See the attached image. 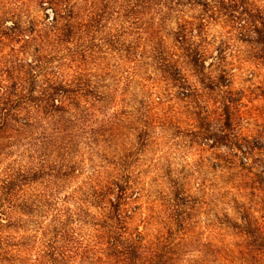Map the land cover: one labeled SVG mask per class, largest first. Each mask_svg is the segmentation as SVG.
Masks as SVG:
<instances>
[{
    "label": "rangeland",
    "instance_id": "374dc122",
    "mask_svg": "<svg viewBox=\"0 0 264 264\" xmlns=\"http://www.w3.org/2000/svg\"><path fill=\"white\" fill-rule=\"evenodd\" d=\"M49 1L0 0V86L5 91L18 81L31 89L28 65L40 59L60 86L110 97L103 104L66 100L80 106L74 112L69 107L71 124L23 112L37 127L23 133L13 118L14 129L0 135V179L22 155L43 153L51 165L70 161L75 172L59 188L44 181L26 189L32 200L45 193L55 199L38 220L53 231L57 205L74 209L91 177L104 184L129 177L140 191L132 228L144 232L149 222L146 233L154 240L174 223V255L159 264H264L257 255L264 251V233L254 229L264 232V37L254 30L264 34V0H200L205 6L173 0L163 26L181 34L186 28L189 36L184 45L166 40L169 56L158 63L141 57L139 40L136 54L127 55L136 37L121 35L123 46L111 44L123 12H106L97 27H86L84 17L70 43L62 42L50 28ZM193 50L201 55L197 62L188 56ZM89 209L95 218L69 224L79 241L97 236L99 212ZM73 251L78 256L72 264L114 261L97 249L85 257Z\"/></svg>",
    "mask_w": 264,
    "mask_h": 264
},
{
    "label": "trees",
    "instance_id": "16d2710c",
    "mask_svg": "<svg viewBox=\"0 0 264 264\" xmlns=\"http://www.w3.org/2000/svg\"><path fill=\"white\" fill-rule=\"evenodd\" d=\"M80 1L50 0L48 3L53 13L50 28L57 32L58 38L64 37L62 42L66 44L70 43L72 30L83 21L84 17L86 27H97L108 11L124 13V24L112 39L111 44L114 47L126 42H121V35L136 37L126 49L127 55L136 54L135 42L139 40L142 42V58L157 63L164 62L165 57L169 56L164 48L167 44L166 40L172 39L175 43L184 45L189 36L186 34V28L181 29L183 31L181 34L167 30L163 26L165 18H162V14L164 11L173 10V0ZM195 4L205 6L200 0ZM231 8L234 11L237 6ZM158 16L160 18L156 19ZM254 30L264 37L258 26H255ZM188 56L196 62L201 58L195 50ZM28 68L32 85L28 91H25L18 81L5 91L4 87L0 86V92H2L0 98L5 100L3 107H0V135L14 129L11 125L13 118H16L15 123L19 125L23 133L37 128L22 118L23 112L31 115L41 113L55 120L57 125L71 124L72 120L69 117L72 113L69 107L73 106L74 112L80 106L77 103L66 105V100L84 97L103 104L110 97V95H99L89 91L81 93L72 85L60 86L55 73H48L50 68L47 63L42 64L40 59H35ZM42 78H44V84L38 85ZM50 145L57 150L61 148L58 141L51 140ZM74 172L70 161L61 159L58 163L53 161L51 165L49 157L43 153L37 157L22 155L13 160L3 171L4 177L0 179V264H72L71 262L78 256L74 249L81 252L84 257L91 253L95 255L97 249L100 255L114 260L112 263L101 261L103 264H159L174 255L172 250L175 234L171 227L174 223L165 225L163 228L167 231L166 235L159 233L154 240L146 233L150 226L149 222L144 221L146 225L144 232L139 231V228H132L134 215L138 211L132 203L140 199V191L129 185V177L117 175L106 180L105 184L100 177H91L89 189L82 194L84 199L75 201L74 209L64 207V204L60 205L61 207L57 205L53 215V222L55 225L57 223V226L53 231H50L49 226L39 223L38 220L44 218L46 210L55 206V199L52 195L45 193L40 196L41 198L32 200L27 198L26 189L44 181L59 188L61 183ZM67 200L73 201V199H65L62 203L67 204ZM174 201L182 204L184 198L175 196ZM176 207L177 204L173 206L174 212ZM89 208L99 212V221L95 225L97 236L94 241L83 238L79 241L76 238L77 233L69 228V224L73 220L84 223L85 217L95 218ZM175 222L180 228L179 221ZM254 229L255 232L264 233L263 228ZM246 232L250 234L254 231L247 227ZM260 238L264 240L263 236ZM223 242L221 241L222 244ZM211 243L208 242V247L213 246ZM257 255L264 262V251L259 250Z\"/></svg>",
    "mask_w": 264,
    "mask_h": 264
}]
</instances>
